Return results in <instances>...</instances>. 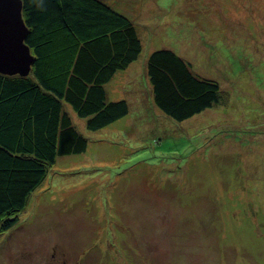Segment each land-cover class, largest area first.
Wrapping results in <instances>:
<instances>
[{"label": "rangeland", "instance_id": "1", "mask_svg": "<svg viewBox=\"0 0 264 264\" xmlns=\"http://www.w3.org/2000/svg\"><path fill=\"white\" fill-rule=\"evenodd\" d=\"M141 51L105 85L128 112L59 156L0 234V264H264V0H104ZM167 48L225 100L177 122L146 61Z\"/></svg>", "mask_w": 264, "mask_h": 264}, {"label": "trees", "instance_id": "2", "mask_svg": "<svg viewBox=\"0 0 264 264\" xmlns=\"http://www.w3.org/2000/svg\"><path fill=\"white\" fill-rule=\"evenodd\" d=\"M26 76L0 73V234L18 221L31 192L59 156L81 153L68 104L97 130L128 112L104 85L141 51L133 21L104 0H21ZM146 75L156 108L181 122L225 100L217 82L199 77L172 50L151 52Z\"/></svg>", "mask_w": 264, "mask_h": 264}, {"label": "water", "instance_id": "3", "mask_svg": "<svg viewBox=\"0 0 264 264\" xmlns=\"http://www.w3.org/2000/svg\"><path fill=\"white\" fill-rule=\"evenodd\" d=\"M21 0H0V73L26 76L33 57L24 43L27 28Z\"/></svg>", "mask_w": 264, "mask_h": 264}]
</instances>
